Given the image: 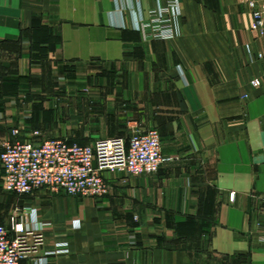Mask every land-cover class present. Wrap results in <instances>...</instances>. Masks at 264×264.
<instances>
[{
    "label": "crops",
    "instance_id": "1",
    "mask_svg": "<svg viewBox=\"0 0 264 264\" xmlns=\"http://www.w3.org/2000/svg\"><path fill=\"white\" fill-rule=\"evenodd\" d=\"M154 4L0 0V139L158 130L171 159L106 172L102 198L0 197L44 236L21 264H264V28L245 0H181L175 37L151 40L134 17Z\"/></svg>",
    "mask_w": 264,
    "mask_h": 264
},
{
    "label": "built area",
    "instance_id": "2",
    "mask_svg": "<svg viewBox=\"0 0 264 264\" xmlns=\"http://www.w3.org/2000/svg\"><path fill=\"white\" fill-rule=\"evenodd\" d=\"M180 1L155 0L148 19L134 17V28L147 39H172L176 34L173 23ZM245 3L254 18L253 29H263L264 0H245ZM251 84L258 88L261 80L255 79ZM39 138L40 132L36 131L24 141L0 139L2 183L7 193L26 196L47 189L53 194L97 199L110 193L106 172L152 175L171 161L162 153L158 130L134 134L128 142L109 138L87 145ZM230 199L234 201V194ZM17 219H12L10 230L0 223V264H21L36 253L44 241L39 227L24 226ZM11 232L14 237H10Z\"/></svg>",
    "mask_w": 264,
    "mask_h": 264
},
{
    "label": "rangeland",
    "instance_id": "3",
    "mask_svg": "<svg viewBox=\"0 0 264 264\" xmlns=\"http://www.w3.org/2000/svg\"><path fill=\"white\" fill-rule=\"evenodd\" d=\"M136 30V29H135ZM89 123V122H88ZM94 123H97V122H90V127L91 128H94L96 127V124ZM81 124V122H79V125ZM81 126V125H80ZM95 137H72V138H67V141H74V142H77L79 144H86V142L90 139H93ZM97 138V137H96ZM101 139V137H99ZM113 138H118V137H113ZM123 140H125L126 142H128L130 140V137L128 136L127 138L126 137H119ZM109 139V138H107ZM66 140V139H65ZM94 143V142H93ZM92 144V143H90ZM41 190V189H40ZM8 197L9 200H10V204H13L14 201H16L18 198L16 196H13V193H7L5 190H4V186H3V183H2V190H0V197ZM14 210L13 208L11 207L10 210H7V211H1L0 209V222L2 224H4L5 226L7 227H10V225L12 224V219L16 218L18 214H14ZM14 214V215H13ZM13 215V216H12ZM18 221V219H17ZM12 226V225H11ZM11 229V228H10Z\"/></svg>",
    "mask_w": 264,
    "mask_h": 264
},
{
    "label": "trees",
    "instance_id": "4",
    "mask_svg": "<svg viewBox=\"0 0 264 264\" xmlns=\"http://www.w3.org/2000/svg\"><path fill=\"white\" fill-rule=\"evenodd\" d=\"M82 145V144H81Z\"/></svg>",
    "mask_w": 264,
    "mask_h": 264
}]
</instances>
